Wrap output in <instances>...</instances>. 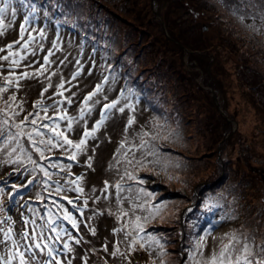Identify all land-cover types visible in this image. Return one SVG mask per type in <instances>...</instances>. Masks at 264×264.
<instances>
[{
    "label": "rangeland",
    "instance_id": "1",
    "mask_svg": "<svg viewBox=\"0 0 264 264\" xmlns=\"http://www.w3.org/2000/svg\"><path fill=\"white\" fill-rule=\"evenodd\" d=\"M35 1L39 18L36 25L47 18L46 24L53 18L62 24L57 39H53L55 32L49 25L46 38L40 40L38 35L27 46L26 59L16 57L23 67L38 61L34 67H24L31 73L56 44L50 59L57 74L51 77L52 87L44 94V103L52 102L48 97L61 77L70 80L74 62L79 60L77 55H82L83 72L71 82V91L66 92V96L76 93L69 115H77L80 101L101 84L103 73L109 74L102 83L107 100L103 95L95 98L100 104L88 127L99 119L100 105L114 100L121 89L119 95L123 94V98L118 107L133 106L123 113L115 111L71 168L73 176L86 173L82 182L85 194L95 187L93 195H101L105 181L112 187L108 199L98 203L89 199L85 216L92 210L100 213L88 221L95 227V235L81 224L82 242L69 241L74 251L62 257L65 264L68 260L84 264L85 258L87 264H198L201 257L190 258L189 253L205 233L204 257H210L214 250L219 253L222 244L229 243L233 236L241 240L247 237L255 245L264 243V0ZM19 2L13 0L12 4L16 8L15 22L9 23L0 35V49H5L0 51V57L8 55L9 44L21 42V36L17 39L23 15ZM25 16L30 19L25 27L34 31L36 21L32 15ZM5 19L11 21L10 12ZM30 37L32 33L25 44ZM33 51L35 55L30 54ZM6 62L9 63L0 60V86H5L4 77L9 75ZM22 71L17 69V73ZM47 75L22 79L18 90L13 84L0 93V110H5L4 103L15 94L12 107H22L16 122L22 121L41 98L40 92L48 84ZM130 117L134 123L128 126ZM0 128L5 135L0 144V187L4 189L0 192V222L7 220L14 231L20 232L24 230L23 221L33 218L34 212L26 207L21 218L20 211L11 205L32 204L33 210L41 207L36 213L43 214L48 193L38 181L34 188V184H28L34 175L41 178L43 173L25 172V168H32L27 156L41 161L26 138H21L20 147L12 155V159L19 156L23 163L5 162L11 151L9 144L16 145L8 139V127L0 123ZM82 131L78 127L68 134L69 138L78 141ZM145 131L147 136L142 135ZM141 143H147L156 156L145 157L138 147ZM47 155L53 159L64 157L65 164L72 163L63 149ZM89 157L91 168L86 167ZM128 159L133 163L129 164ZM141 159L143 166L136 165L135 161ZM44 162L47 164V160ZM125 171L145 182L140 184L126 176L120 180ZM118 181L126 189L120 193L123 199L119 204L114 187ZM38 195L44 199H38ZM63 195L74 198L76 193ZM51 199L59 197L53 195ZM62 203L72 211L70 205ZM153 204L159 205L158 211L151 207ZM36 220L38 225L43 223L38 217ZM116 229L122 230L114 233ZM133 237L137 243L128 254ZM49 243L62 247L55 241ZM105 244L108 252L103 251ZM117 245L121 253L128 254L127 258L109 254Z\"/></svg>",
    "mask_w": 264,
    "mask_h": 264
},
{
    "label": "snow or ice",
    "instance_id": "2",
    "mask_svg": "<svg viewBox=\"0 0 264 264\" xmlns=\"http://www.w3.org/2000/svg\"><path fill=\"white\" fill-rule=\"evenodd\" d=\"M27 2L28 0H21L20 6L23 7ZM12 4L13 0H0V35L5 33V30L9 27V23L15 22L16 8L12 7ZM29 8L31 9V13H35L36 8L33 5L29 4ZM9 12L11 13V21L6 22L5 17ZM31 13L29 15H31ZM29 22V16H24L23 23L19 25L21 38L24 37L25 26L29 24ZM41 35H43L42 32ZM30 40L34 41V38L30 37ZM27 46L28 45H24L21 51L17 53L12 51L14 46L9 44L6 49L8 55L0 57V60L9 61L10 64L8 68L9 75L4 77L5 86H0V93L7 91L13 84L17 86L18 90L21 79H39V77L44 76L45 73H48L45 77L48 80V84L41 90V98L34 102L33 111L28 113L27 116H24L23 120L19 123L16 122V117L23 109L22 107L13 109L12 106L16 100L15 94L9 96L8 100L4 103V109L6 111L0 110V123L8 127V139L15 141L16 145V147H12L9 144L11 151L9 152V159L5 162L17 165L23 163L19 156H17L16 159H12V155L15 154L17 148L20 147L21 138H26L31 149L39 155L41 163H37L30 155L27 156L26 159L32 165V168H25V172L35 173L38 171L43 173V179L34 175L33 179L28 181V184H33L38 181L40 186L48 193V204L54 206L57 212L53 213L51 209L48 208V204H45L46 211L43 214L36 213L35 210H32L34 212L33 218H26L23 221L24 230L20 232L14 231L7 220L0 222V264H64V260L61 259V254L64 258H67L68 254L74 251L69 241L77 244L82 242L80 235L81 224H83L92 235H95L96 229L88 223V221L93 220L95 216L100 215V213L92 210L91 215L85 216V212L89 207V199H91L93 203H98L101 199H108V195L111 194L109 189L112 187L108 181H105L104 188L101 190V195H93L97 191L95 187L92 188L91 193L85 194L82 182L85 179L86 173L73 176L70 170L73 164L78 162V156L86 153L88 141L90 139H97V133L105 126L106 121L114 115V112L119 111L123 113L126 108H132L133 106L124 104L118 107V105H120V98L104 103L99 109V119L95 120L89 128L88 121L91 119L96 105L100 104V100L95 98L103 95L104 99L107 100V93L104 91L103 84H97L95 89L85 95L83 101L80 102L77 115H69L68 108L75 102L74 97L76 93L73 92L70 96H65L64 93L71 91V88L74 86L71 82L76 80L80 75V70L73 73L68 81H65L61 77L59 84L55 86V92L52 96L48 97V99L52 100V103L45 104L43 100L44 94L52 87L51 77L57 74L56 69H52V64L54 62L50 59L54 54L53 50L56 49V44L53 43V50H49V52L44 55L43 63L38 69H35L31 73L28 71L17 73V69L21 67V64L16 57L19 55L20 60L26 59L25 49ZM0 51H5V49H0ZM30 54L35 55V51ZM36 63H38V61H34L29 65H24V67L26 69L34 67ZM77 66L78 69H82V65L79 64V61H77ZM2 70V66H0V71ZM65 85H67V87ZM56 96L61 97V99H55ZM121 98H123V94H121ZM65 105H67V107ZM49 112H52L53 115L49 116ZM41 113L44 115L41 116ZM133 123L134 120L130 117L128 126H131ZM78 127L83 128V131L80 133L81 138L78 141H74L69 138L68 134L76 132ZM12 129H15V131L12 132ZM26 129L30 130L26 131ZM125 130L127 131V126ZM142 135L147 136L148 133L145 131ZM4 141L5 135L3 129L0 128V144H3ZM121 147H124L123 143ZM138 147L143 149L145 157L148 155L156 156V153L147 143H141ZM59 149H63L64 153H66L67 160L72 161V163L65 164L63 162L64 157H61V159H53L51 155L46 156V153H52L53 150ZM0 151H3L2 147H0ZM129 151L132 150L129 149ZM132 155L134 157L135 153L133 152ZM125 157L127 159V153H125ZM44 160H47V164L42 162ZM127 162L132 164L133 160L128 159ZM135 164L143 166V159L136 160ZM86 167H92L91 157L88 158ZM51 169H55L56 171H50ZM61 172H67V176L61 177L59 175ZM53 176H56L57 179L52 180L51 177ZM125 176L127 179L135 180L140 184L145 182L142 177H137L127 171L120 177V180H124ZM61 180H63V183H61ZM12 187L15 189L16 186L13 185ZM114 187L116 202L119 204L123 199L120 193L126 189L119 181ZM3 191V187H0V192ZM65 192H75L76 196L74 198H69L63 195ZM14 194L13 192L10 195ZM53 195L59 197V199H51ZM81 196H84V198L81 203H78V201L81 200ZM38 199H44V197L38 195ZM65 200L67 205L71 206L72 211H69V208L62 203V201ZM137 207H143V205L138 204ZM151 207L157 209V211L159 210L158 204H153ZM37 217L43 221V223L38 225L36 220ZM45 217H47L46 220ZM147 218L148 217H145V219ZM65 222L71 227H67ZM4 224L8 225L6 229L2 226ZM29 226H31L30 231L28 230ZM73 230L76 232L75 236L72 235ZM121 230L122 229H116L114 233H118ZM140 231L142 232L143 230L141 229ZM46 232L52 235H45ZM207 235L208 233H205L204 236L199 238L197 247L193 252L189 253L190 258L199 256L201 257L202 264H264V243L255 245L254 242H249L247 237L241 240L233 236L229 243L222 244L219 253L214 250L210 257H204L203 242L206 240ZM64 237H67V240H65ZM127 238L128 234L126 233L125 239ZM49 241H55L61 244L62 247L55 248ZM136 243L137 240L133 237L131 243L128 245V254H130L133 245ZM155 243L161 248L163 247L159 241ZM141 247H144V245L141 244ZM45 249H47V251H45ZM103 251H109L107 244L103 246ZM109 254L112 257L122 255L125 256V258H127L128 255L121 253L118 245ZM161 255L164 254L161 253ZM40 257H43V259ZM201 262H198V264H201ZM67 264H71V261L68 260ZM84 264H87V258H85Z\"/></svg>",
    "mask_w": 264,
    "mask_h": 264
},
{
    "label": "trees",
    "instance_id": "3",
    "mask_svg": "<svg viewBox=\"0 0 264 264\" xmlns=\"http://www.w3.org/2000/svg\"><path fill=\"white\" fill-rule=\"evenodd\" d=\"M20 4H21V0H20V2H19ZM29 4H31V5H35V6H37L36 5V1L35 0H28V2H27V4L25 5V6H23V7H21L20 8V12L23 14L22 16L24 17L26 14H30L31 13V9L29 8ZM34 6V7H35ZM36 8V11H35V13H31V15L33 16L32 17V19L33 20H35L36 22H35V25H36V23H37V21L39 20V18H38V8L37 7H35ZM22 22H23V19H22ZM32 22V21H31ZM45 25H46V23H45ZM35 31V30H34ZM21 70V69H20ZM43 163H45L44 161H42ZM37 163H41V161H37ZM30 173V172H29ZM40 179H43V177H41ZM34 185L32 186L33 188H34V186H35V183H33ZM32 188V189H33ZM34 204H36L37 202H35V201H32Z\"/></svg>",
    "mask_w": 264,
    "mask_h": 264
}]
</instances>
